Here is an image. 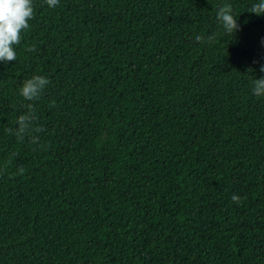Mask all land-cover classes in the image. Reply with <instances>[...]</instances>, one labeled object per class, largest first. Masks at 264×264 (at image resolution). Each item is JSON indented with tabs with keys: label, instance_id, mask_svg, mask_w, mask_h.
<instances>
[{
	"label": "trees",
	"instance_id": "obj_1",
	"mask_svg": "<svg viewBox=\"0 0 264 264\" xmlns=\"http://www.w3.org/2000/svg\"><path fill=\"white\" fill-rule=\"evenodd\" d=\"M258 2L33 0L0 63V264H264ZM35 75L51 83L25 101ZM29 103L35 145L5 132Z\"/></svg>",
	"mask_w": 264,
	"mask_h": 264
},
{
	"label": "clouds",
	"instance_id": "obj_2",
	"mask_svg": "<svg viewBox=\"0 0 264 264\" xmlns=\"http://www.w3.org/2000/svg\"><path fill=\"white\" fill-rule=\"evenodd\" d=\"M49 8H54L59 5V0H45ZM250 13L257 16L264 15V0H259L249 9ZM35 17V7L33 0H0V63L7 64L14 62L17 59L16 46L23 39V34L29 30V21ZM216 19L222 24L225 33L232 36L239 31L237 18L233 15L231 4L225 3L216 11ZM215 37L210 35L204 37L197 35L195 40L197 43H204L214 40ZM264 43V41H262ZM27 51H35V45L29 47ZM255 63V61H254ZM247 73H253L252 68H248ZM261 73H264V65L259 68ZM253 80L252 94L257 97L264 96V76L256 79L251 75ZM50 80L41 75H35L25 80L19 90L20 96L25 101L38 100L44 93ZM54 101L51 106H54ZM25 112L18 116L15 121L16 128H6L5 132L9 135H14L18 141L23 142L27 136L32 144L40 142V134L45 132V128L37 123V115L33 104L22 105ZM25 171L23 167L18 169L22 174ZM231 200L234 203H241L242 198L237 195H232Z\"/></svg>",
	"mask_w": 264,
	"mask_h": 264
}]
</instances>
